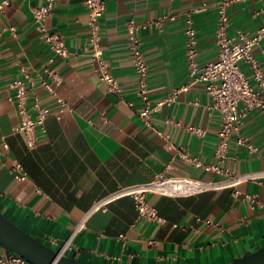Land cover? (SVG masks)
Returning a JSON list of instances; mask_svg holds the SVG:
<instances>
[{
	"label": "crops",
	"instance_id": "obj_1",
	"mask_svg": "<svg viewBox=\"0 0 264 264\" xmlns=\"http://www.w3.org/2000/svg\"><path fill=\"white\" fill-rule=\"evenodd\" d=\"M44 1L12 0L0 14V212L20 229L59 252L83 213L120 187L149 183L161 173L217 183L227 171L264 172V113L255 109L243 117L217 154L219 114L210 109L204 83L188 74L186 19L195 30L197 64L213 61L221 0H105L99 48L118 95L108 93L98 79L84 0H56L45 22L63 37L65 58L53 56L33 23L31 8ZM195 8L200 10L192 14ZM226 15L229 37H251L264 27V0L233 1ZM131 20L148 67L150 107L187 86L150 113L148 124L139 117L145 104L136 94L128 51ZM251 53L264 77V36ZM21 66L32 74L33 93L49 110L44 128L36 129L33 149L13 130L17 118L8 83L21 76ZM44 66L55 69L62 107L41 85V80L57 84L43 73ZM239 67L256 87L249 65L242 61ZM32 105L29 98L33 114ZM14 161L25 173L22 180L11 173ZM245 195H255L260 206ZM146 201L163 222L138 219L132 199L121 197L91 215L63 255L82 264H227L264 245V179L189 197L149 193ZM8 254L0 246V258Z\"/></svg>",
	"mask_w": 264,
	"mask_h": 264
},
{
	"label": "built area",
	"instance_id": "obj_2",
	"mask_svg": "<svg viewBox=\"0 0 264 264\" xmlns=\"http://www.w3.org/2000/svg\"><path fill=\"white\" fill-rule=\"evenodd\" d=\"M12 0L0 1V14L4 7ZM233 1L221 0L217 4L218 22L215 31V44L217 55L213 61L199 66L196 62V39L195 30L192 26L190 17L186 19L187 27L185 29V48L188 65V74L193 82L201 81L204 83V90L211 99L210 109L216 111L220 117V124L217 130L218 147L216 153L219 154L222 149L227 147L228 138L232 129H235L241 123V119L252 110H260L264 113V77L261 73L256 59L252 56L251 49L264 36V27L260 28L253 36L248 37L238 33L237 36L229 37L226 33L228 19L226 7ZM56 0H45L43 4L31 8L33 23L39 29L41 40L49 47L54 57L65 58L69 52L64 43L63 37L55 32H51L46 27V19L51 15ZM83 4L88 15V26L90 29V43L92 48V58L97 63L98 79L105 85L108 93L118 95L120 88L116 79L109 73L106 62L102 59V51L99 48L98 21L106 9L105 0H84ZM200 9H193L192 14H196ZM137 25L131 20L128 22L126 29L129 34L128 51L132 61L133 68L137 75V90L144 104L145 109L139 113L144 124L149 123V115L158 110L165 104L170 103L179 91H186L187 86L173 89L171 93L159 101L155 106L150 107L147 96V73L148 67L144 56L140 50V43L134 35ZM10 32H15L14 27H9ZM1 38V34H0ZM237 38L239 41H237ZM246 62L252 70V77L256 83L253 87L248 78L244 75L239 67L240 62ZM20 77L12 79L8 83L9 100L14 105L17 122L13 130L22 133L29 149L36 146V129L44 128V122L49 116L47 107L42 106L33 93L35 85L34 78L24 67L19 68ZM43 73L51 79H55L57 84L50 85L45 80H41L42 87L52 96L60 107L64 106L62 99L57 95L59 80L55 69L44 66ZM1 93V89H0ZM29 98H33V114L27 107ZM192 133L203 134L204 131L188 127ZM244 144L249 150L254 147L243 140L238 141ZM11 173L15 180L25 178V173L18 161H14L11 167ZM264 179V172H252L245 174H233L226 172V179L220 182L203 181L184 175H172L161 173L149 183L130 185L120 187L117 190L96 200L78 219L73 226L69 237L62 244L59 254H62L71 248L73 239L85 228V224L91 215L98 211H105L107 205L121 197H130L133 201L134 208L138 219L146 221L163 222V219L157 214L154 205L146 201V195L149 193L166 197H189L200 193L220 188L232 187L238 183L246 181H261ZM252 205L260 206L255 195H245ZM209 222V221H206ZM119 240H124L120 235ZM148 243H154V240H148ZM0 264H26V261L19 255L9 252L5 258H0Z\"/></svg>",
	"mask_w": 264,
	"mask_h": 264
},
{
	"label": "water",
	"instance_id": "obj_3",
	"mask_svg": "<svg viewBox=\"0 0 264 264\" xmlns=\"http://www.w3.org/2000/svg\"><path fill=\"white\" fill-rule=\"evenodd\" d=\"M0 246L21 256L29 264H82L20 229L0 212ZM227 264H264V245L246 252Z\"/></svg>",
	"mask_w": 264,
	"mask_h": 264
}]
</instances>
